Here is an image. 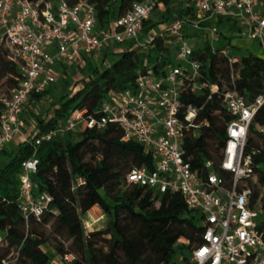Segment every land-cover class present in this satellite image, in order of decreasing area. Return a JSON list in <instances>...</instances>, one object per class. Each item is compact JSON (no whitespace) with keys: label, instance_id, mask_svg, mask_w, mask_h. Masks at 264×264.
<instances>
[{"label":"trees","instance_id":"1","mask_svg":"<svg viewBox=\"0 0 264 264\" xmlns=\"http://www.w3.org/2000/svg\"><path fill=\"white\" fill-rule=\"evenodd\" d=\"M66 1L74 5L79 0ZM86 1L94 6L97 28L107 29L133 3L144 0ZM151 1L153 7L143 23L140 38L153 34L150 46L134 47L135 41L114 44L122 51L103 68L94 67L91 57L83 56L85 65L80 70L85 69V76L72 84V87L78 84L73 93L61 97L44 114L30 111L29 118L23 109L21 119L33 127L32 132L15 149L4 147L0 153V261L49 264V256L42 249L49 246L63 264H187L190 246L198 241L201 232L199 217L187 208L178 193L159 194L126 182L133 167L152 170L153 159L136 141L124 142L117 125L89 129L84 123L64 136L38 146L34 143L41 133L63 126L75 109L84 111L85 119L89 115L99 118L101 106L112 95L134 90L138 76L150 72L159 75L173 64L170 44H174V38L165 30L159 36L152 33L155 26L181 20L188 37L193 36L192 32L199 35L192 27L197 18L190 0H183L187 3L185 7L181 0ZM159 6L164 9L152 23L151 15ZM224 22L228 21L218 19L217 27L220 29ZM234 29L232 25L231 30ZM219 51L212 50L207 42L204 46H193L192 59L200 63V77L194 80L199 88L192 92V83L187 81L180 93L181 115L191 106L197 111L194 122L205 123L195 136L184 140V159L200 174L207 172L208 161L216 169L227 125L233 120L223 103L224 93L234 90L248 104L264 95V58L249 53L230 63L229 57ZM19 80L18 66L0 47V88L6 87L5 92L0 90V95L15 89ZM202 83L208 86L201 88ZM48 92L51 90L33 93L28 103L42 101ZM2 109L0 102V115ZM243 157L250 159L252 175L239 183L237 189L250 190L254 205L264 190V104L249 124ZM30 159L37 160L36 171L31 174L33 196L50 195V207L56 211L45 213L40 219L32 216L25 219L19 207V175L22 163ZM217 173L229 185L230 177L221 170ZM253 177L255 183L251 181ZM95 206L105 215L106 224L103 229L88 233L80 215ZM258 228L264 231V221H260ZM180 239L190 244H180ZM65 256L71 259L66 262ZM180 256L182 262H178Z\"/></svg>","mask_w":264,"mask_h":264},{"label":"built area","instance_id":"2","mask_svg":"<svg viewBox=\"0 0 264 264\" xmlns=\"http://www.w3.org/2000/svg\"><path fill=\"white\" fill-rule=\"evenodd\" d=\"M190 1L197 18L194 29L211 21L204 26L208 40L217 39L220 31L216 22L222 19L234 25L240 38L258 43L264 50V0ZM152 7L151 0L133 3L107 29H98L94 6L86 0L74 5L66 0H0V47L18 66L20 75L18 86L0 95L3 105L0 153L25 127L21 115L31 95L45 91L56 82L57 66L81 67L83 62L79 61L83 56L97 57L111 44L135 41L134 47L150 46L153 34L140 38ZM183 25V21L173 20L164 28L152 31L159 36L165 30L174 38V63L161 74L150 72L138 76L134 90L112 95L101 106L99 118L89 115L85 119L84 111L75 109L63 126L41 133L34 143L38 146L64 136L84 123L89 129L117 125L124 142L136 141L153 159L152 170L133 167L126 175V182L159 194L178 193L187 208L199 217L201 232L198 241L190 246L187 264H264V231L258 228L262 207H256L264 197V190L252 205L251 191L237 189L239 183L252 175L250 159L243 157V147L249 124L264 104V95L248 104L234 90L224 93L223 103L233 120L227 125L216 169L208 161L205 174L193 171L184 159V140L195 136L205 123L194 122L197 111L191 106L181 115L180 93L187 81L192 83L191 91H196L199 85L194 80L200 77V63L192 59L193 46L182 33ZM219 53L229 57L230 63L237 61L226 47ZM36 165L35 159L23 162L19 175V207L25 219L56 213L50 207V195L33 196L31 174L36 171ZM217 170L230 177L229 185ZM178 243L190 244L185 239ZM70 259L71 256L64 257L66 262ZM182 261L180 256L178 262ZM59 263L63 264L61 260ZM0 264L11 263L1 260Z\"/></svg>","mask_w":264,"mask_h":264},{"label":"rangeland","instance_id":"3","mask_svg":"<svg viewBox=\"0 0 264 264\" xmlns=\"http://www.w3.org/2000/svg\"><path fill=\"white\" fill-rule=\"evenodd\" d=\"M186 4L187 3L185 1L181 0L182 7H185ZM174 7L177 8L178 6L175 5ZM163 9L164 8L162 6H159L157 9L153 11L151 15L152 23H155L156 18L159 16L160 11H163ZM231 26H232L231 22H224L223 26L219 29L220 34L218 35L215 41L208 40L205 37L206 28L204 27H197V30L195 29L197 33L200 34L198 36L192 32L193 36L188 37L187 36L188 31L186 27H183L182 33L185 36V38L188 39V42L191 46L195 45L196 42H200L201 45L204 46V43L207 42L211 49L216 50L226 47L229 50L230 54H232V56H236L239 58L246 56L249 53L256 55L260 58H264V50H262V48L259 46L258 43L253 41H248L244 38H240L237 34L236 29L231 30ZM161 28H164V25H157L154 27V30H158ZM121 51H122L121 47H115L114 45H112L106 51V54L102 53L98 55L97 58L91 57V62L94 67H98V68L109 66L116 58L119 57V53ZM170 54L172 60L174 61L175 47L173 42L170 44ZM84 71L85 69L81 71L80 68H77L75 65H72V68L69 70L68 74L61 73L59 70H56L57 72L56 82L47 89V91L51 90V92H48L46 98L38 103H31V102L27 103V105L24 107V115L31 118L30 111L44 114L46 112V109L51 107L61 97L65 96L68 92L73 93L74 89L78 87V84L75 87L74 86L72 87V84L80 80L83 76H85ZM0 90L2 92H5L6 87L1 86ZM137 93H140V90H138ZM33 125L34 123L31 124V126ZM22 133L24 134V136H27V134L30 133V126L25 125V127L22 130ZM16 138L17 136L7 146L8 148L15 149V147L18 145ZM251 181L255 183L256 178L253 177ZM256 207L257 209H260L262 207L261 213L259 215V220L264 221V200H262L261 203L258 204ZM80 218L85 232L88 233L103 229L106 224L105 215L97 206L91 208L84 215H80ZM42 249L49 256V264H54V263L60 264L59 257L54 253V251L49 246L43 247Z\"/></svg>","mask_w":264,"mask_h":264},{"label":"crops","instance_id":"4","mask_svg":"<svg viewBox=\"0 0 264 264\" xmlns=\"http://www.w3.org/2000/svg\"><path fill=\"white\" fill-rule=\"evenodd\" d=\"M210 22H211V21L206 22V23H204V24L206 25V24H208V23H210ZM195 31H196V30H195ZM196 32H197V31H196ZM199 35H200V34H199ZM112 45H113V44H111V46H112ZM196 45H198V46H202L200 42H196V44L193 45V46H196ZM109 48H110V47H109ZM109 48H108V49H109ZM108 49L104 50L102 53H103V54H106V51H107ZM102 53H101V54H102ZM97 57H98V56H97ZM97 57H96V58H97ZM81 61L83 62V65H82L81 67H84V65H85V60L83 59V57H82V59H81L79 62H81ZM75 66H76V65H75ZM76 67H77V68H81V67H78V66H76ZM65 68H66V69H65ZM71 68H72V66H67V67L57 66V67L55 68V71H56V70H59L61 73H66V74H68V72H69V70H70ZM56 73H57V72H56ZM32 130H33V127H30V133L32 132ZM30 133H29V134H30ZM29 134H27V136H24V134L21 132V134L17 135V138H16V139H17V142H18V143L22 142L23 139L27 138ZM15 137H16V136H15ZM15 137H14V139H15ZM14 139H13V140H14ZM13 140H12V141H13ZM12 141H11V142H12ZM11 142H10V143H11ZM10 143H9V144H10ZM9 144H7L6 147H7Z\"/></svg>","mask_w":264,"mask_h":264}]
</instances>
